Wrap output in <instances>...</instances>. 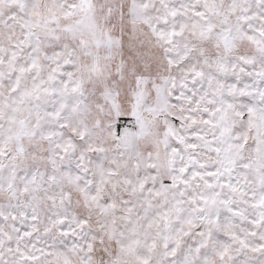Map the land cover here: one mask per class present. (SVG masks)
<instances>
[{
  "label": "snow or ice",
  "instance_id": "1",
  "mask_svg": "<svg viewBox=\"0 0 264 264\" xmlns=\"http://www.w3.org/2000/svg\"><path fill=\"white\" fill-rule=\"evenodd\" d=\"M0 264H264V0H0Z\"/></svg>",
  "mask_w": 264,
  "mask_h": 264
}]
</instances>
